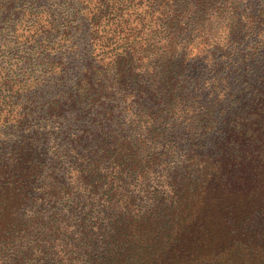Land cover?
Segmentation results:
<instances>
[{"label": "trees", "instance_id": "trees-1", "mask_svg": "<svg viewBox=\"0 0 264 264\" xmlns=\"http://www.w3.org/2000/svg\"><path fill=\"white\" fill-rule=\"evenodd\" d=\"M0 264H264V0H0Z\"/></svg>", "mask_w": 264, "mask_h": 264}]
</instances>
